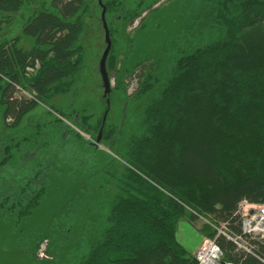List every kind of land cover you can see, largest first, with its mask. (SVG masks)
<instances>
[{
  "label": "trees",
  "instance_id": "16d2710c",
  "mask_svg": "<svg viewBox=\"0 0 264 264\" xmlns=\"http://www.w3.org/2000/svg\"><path fill=\"white\" fill-rule=\"evenodd\" d=\"M103 1L106 17L118 15L125 27L142 11L141 0L125 12L128 0ZM38 2L0 0V125L10 132L0 130V175L19 167L0 192V218L20 223L44 208L50 159L68 141L92 153V177L106 179H92L105 187L81 228L75 213L52 210L54 228L36 241L35 254L52 237L54 253L42 243L37 253L47 256L30 264H199L178 240L184 218L241 233L240 204H264V0H196L167 62L157 60L132 101L120 90L127 104L144 101L128 131L111 107L103 121L108 107L90 83L98 63L82 41L90 0ZM16 17L24 19L22 32L5 37ZM111 27L107 70L115 79L119 40ZM41 103L50 110L32 114ZM101 129L100 145L120 160L97 157L99 146L83 136L97 140ZM217 241L227 262L264 264L224 236ZM254 244L264 259V241Z\"/></svg>",
  "mask_w": 264,
  "mask_h": 264
},
{
  "label": "rangeland",
  "instance_id": "374dc122",
  "mask_svg": "<svg viewBox=\"0 0 264 264\" xmlns=\"http://www.w3.org/2000/svg\"><path fill=\"white\" fill-rule=\"evenodd\" d=\"M50 1L51 0H39L37 4L43 2L49 3ZM139 1L140 0H128L126 3L127 7H125L123 11H129L130 7L134 6L139 8ZM104 2L103 0H90L89 9L92 13H89L86 17V26L82 41L85 48L88 49L89 57H91V51H93V53H95L94 58L98 61L96 65L97 72L94 73V80L90 83L94 84L97 82V87H95L97 89V95H102L103 104L108 107L103 118L106 117L107 120L111 107V114L113 117L118 120L120 124L122 123V126L125 123L124 127L128 131L132 127H137L140 117L139 113H141L140 103H144V101L140 100L136 102V104L134 103L133 106L132 103L127 104L128 102L124 100L120 90H124L129 100L140 92L141 86L146 84V77L156 71L157 60H163L166 63L168 60L167 58L174 52L175 47L179 44V33H184L183 36H186L184 27L187 28L189 26L193 15L197 13L198 7L196 5V0H141L142 11L135 17L134 22L129 23L128 27H125L124 22L119 19L118 15H107L108 27L110 25L115 30L118 29V32L113 31V36L119 40V43L116 46V50L118 51V63L115 66L116 68L113 69V73L115 75L118 74V77L115 79L112 77V92L108 97H105L102 75L100 73V62L107 48L106 33L102 21ZM128 3L131 5L130 7H128ZM26 15L28 14L26 13ZM23 23V18L16 17L12 26L10 25L8 27L4 36L9 37L10 35L13 37L21 33ZM22 44L26 43L22 42ZM128 48L130 54L126 52ZM127 70H129V74H126ZM118 78L120 79L119 83L117 81ZM99 83L101 86H98ZM108 100L109 103H107ZM44 109L50 110L48 106L41 103L32 114L40 115L44 112ZM127 109H129V112L125 111ZM52 113L54 112L52 111ZM126 119H128V121H126ZM0 130L3 131L4 135H9L10 133L1 125ZM69 135L68 132L66 138ZM83 136L85 139L99 146L97 157L107 161V153H109L120 160L119 157L111 152V150L113 152H115V150L110 148L107 144L100 145V143L92 139L91 136L87 134ZM1 142L2 141H0V144ZM59 151L60 152H57L58 154L53 155L50 159L53 169L48 173V181L46 182L49 186L47 205L45 204L44 208L39 209L34 215L22 220L20 223H16L13 218L8 220L0 218V264H30L33 260H42L44 259L42 257H46L48 253L46 254L45 252L43 255H40L41 252L40 254L37 252L41 249L42 243L45 242L49 243L47 249L50 254L48 255H53L54 246L52 242L55 244L56 240H54V237L51 239L52 242L50 239H45L35 254L36 241L45 235L51 234L54 228L52 217L55 214L52 210L58 208L60 210L59 215L61 216L71 212L75 213L78 221V228H81L90 215V210L93 207L92 202H96L97 200L100 201L102 197L100 191L104 189L105 183H92V179L102 181L103 179L105 180L106 177L103 176L100 171L97 176L98 178L92 177L93 173L96 172V169L94 170L92 166L94 161L92 153L83 154L79 150L75 151L69 141L66 146L63 148L60 147ZM21 161L22 159L19 158L16 164L20 165ZM41 161L42 160H40V162ZM46 161L48 160H45L46 164L43 166L44 169L46 165L49 164ZM23 165L26 164H21V166ZM17 168L19 167L14 166V168H6L2 172L0 175L2 178V180H0V192L6 191L13 177L11 173ZM112 169L113 171H121L119 167ZM110 171L112 172V170ZM81 183L84 185V188H82ZM77 186H80L78 193L72 195ZM252 205L259 206L263 204ZM179 228L178 240L180 239L181 231L187 233L191 243H195V245L199 244L198 246H201L205 238H209L208 235L210 231L207 228V224L202 220L191 221L186 217L179 225ZM43 247H45V244H43ZM198 249L199 247L195 250L197 251ZM196 251L193 255H195Z\"/></svg>",
  "mask_w": 264,
  "mask_h": 264
},
{
  "label": "built area",
  "instance_id": "2783aa9c",
  "mask_svg": "<svg viewBox=\"0 0 264 264\" xmlns=\"http://www.w3.org/2000/svg\"><path fill=\"white\" fill-rule=\"evenodd\" d=\"M22 93L27 97L34 98L27 91ZM237 215L240 218L241 233L230 231L226 223L217 224L201 217L203 222L213 228L216 236L205 238L196 251L195 257L199 264H234L225 260L222 248L217 241L219 236H224L233 241L239 250L257 257L264 263V259L256 254L254 244L256 241H264V204L253 206L244 201L240 204ZM43 254L44 251H41V255Z\"/></svg>",
  "mask_w": 264,
  "mask_h": 264
},
{
  "label": "water",
  "instance_id": "95a60500",
  "mask_svg": "<svg viewBox=\"0 0 264 264\" xmlns=\"http://www.w3.org/2000/svg\"><path fill=\"white\" fill-rule=\"evenodd\" d=\"M102 21L104 24V29L106 33V43H107V48L102 56L101 62H100V73L102 75V81H103V86H104V96L108 97L109 94L112 92V83H111V78L109 75V72L107 70V60L108 56L110 54L111 48H112V40L110 36V30L107 24V19H106V9L104 8L102 12ZM109 103V100H108ZM106 120V117L104 118V122ZM102 133L103 129L100 130L99 136L97 138V142L100 143L101 138H102Z\"/></svg>",
  "mask_w": 264,
  "mask_h": 264
},
{
  "label": "crops",
  "instance_id": "0c3cea01",
  "mask_svg": "<svg viewBox=\"0 0 264 264\" xmlns=\"http://www.w3.org/2000/svg\"><path fill=\"white\" fill-rule=\"evenodd\" d=\"M184 231H181V236H180V239L179 241L189 250L191 251L192 253H194L196 250V248L200 247L198 246L197 244L195 245V243H191L190 239H188V234L185 233ZM203 237V236H202ZM203 242V241H202ZM194 244V245H193Z\"/></svg>",
  "mask_w": 264,
  "mask_h": 264
},
{
  "label": "bare ground",
  "instance_id": "6f19581e",
  "mask_svg": "<svg viewBox=\"0 0 264 264\" xmlns=\"http://www.w3.org/2000/svg\"><path fill=\"white\" fill-rule=\"evenodd\" d=\"M108 103V102H107ZM199 219V218H198Z\"/></svg>",
  "mask_w": 264,
  "mask_h": 264
}]
</instances>
